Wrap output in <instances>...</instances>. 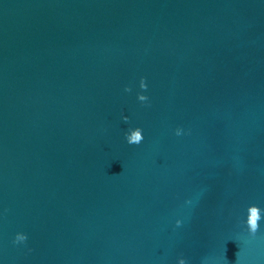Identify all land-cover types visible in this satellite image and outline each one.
I'll use <instances>...</instances> for the list:
<instances>
[{"label": "water", "instance_id": "1", "mask_svg": "<svg viewBox=\"0 0 264 264\" xmlns=\"http://www.w3.org/2000/svg\"><path fill=\"white\" fill-rule=\"evenodd\" d=\"M179 257L264 264V0H0L2 264Z\"/></svg>", "mask_w": 264, "mask_h": 264}, {"label": "clouds", "instance_id": "2", "mask_svg": "<svg viewBox=\"0 0 264 264\" xmlns=\"http://www.w3.org/2000/svg\"><path fill=\"white\" fill-rule=\"evenodd\" d=\"M139 89L141 90H146L148 85L145 81V78L143 76H141L139 78ZM124 91L126 92H129L131 91V87L128 86V85H125V88H124ZM137 96V99L141 102H146L148 100V96L146 95L145 91H139L137 92L136 94ZM122 119L124 120H128V117L125 116V115H122L121 117ZM181 131L182 129L177 127L175 129V134L176 135H180L181 134ZM136 135H133L130 139L125 137V141L132 145V144H139L142 140H143V132H142V129L139 127V126H136ZM260 212H259V208L257 205L255 204H251L248 206V215L246 217V220L244 221V223L246 224L247 226V230L249 232H255L258 228V221L260 219ZM175 223L177 225H179L181 223V220L180 219H177L175 221ZM27 240V234L24 233V232H21V231H17L15 234H14V237H13V243H22L24 241ZM0 264H2V261H0ZM176 264H186V261L183 257H179L177 259V262Z\"/></svg>", "mask_w": 264, "mask_h": 264}]
</instances>
